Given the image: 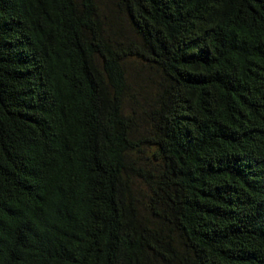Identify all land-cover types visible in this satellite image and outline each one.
<instances>
[{
    "label": "trees",
    "instance_id": "obj_1",
    "mask_svg": "<svg viewBox=\"0 0 264 264\" xmlns=\"http://www.w3.org/2000/svg\"><path fill=\"white\" fill-rule=\"evenodd\" d=\"M0 264H264V0H0Z\"/></svg>",
    "mask_w": 264,
    "mask_h": 264
},
{
    "label": "rangeland",
    "instance_id": "obj_2",
    "mask_svg": "<svg viewBox=\"0 0 264 264\" xmlns=\"http://www.w3.org/2000/svg\"><path fill=\"white\" fill-rule=\"evenodd\" d=\"M143 93L146 94V91H143ZM127 108H129V107H127ZM144 126H145L144 121H141L140 119H137L136 128L140 131L143 128H145ZM137 133H139V132H137Z\"/></svg>",
    "mask_w": 264,
    "mask_h": 264
}]
</instances>
